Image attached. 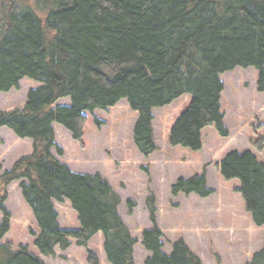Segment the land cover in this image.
Masks as SVG:
<instances>
[{"label": "trees", "instance_id": "1", "mask_svg": "<svg viewBox=\"0 0 264 264\" xmlns=\"http://www.w3.org/2000/svg\"><path fill=\"white\" fill-rule=\"evenodd\" d=\"M34 1L36 10L0 0V93L17 89L23 79L40 85L28 92L21 109L0 112V128L32 146L0 176V264H44L27 246L14 249L2 242L9 229L5 189L18 181L38 229L31 235L40 255L54 256L56 247L65 251L72 241L85 247L101 233L107 264H134L136 239L117 212L119 197L98 174L73 172L56 159L53 150L59 156L62 150L53 125L81 144L87 114L124 99L137 112L133 143L148 158L158 150L152 110L189 94L188 108L170 130L169 146L200 150L201 131L210 125L228 136L220 75L253 68L257 91L264 92V0ZM61 99L69 104L56 106ZM215 167L224 180H238L245 211L264 230V161L249 151H233ZM171 194L207 198L212 191L201 174L179 178ZM63 201L76 214L78 229L58 226L53 203ZM147 206L152 227L141 233L149 253L144 264H201L182 240L171 245L170 253L162 251L151 199ZM87 263L99 264L91 252ZM246 264H264V246Z\"/></svg>", "mask_w": 264, "mask_h": 264}, {"label": "rangeland", "instance_id": "2", "mask_svg": "<svg viewBox=\"0 0 264 264\" xmlns=\"http://www.w3.org/2000/svg\"><path fill=\"white\" fill-rule=\"evenodd\" d=\"M14 2L35 10L38 7L34 0ZM220 78L224 85L220 100L222 122L228 136H221L215 125L207 126L201 131L198 151L168 144L171 128L189 106V94L152 110L153 137L158 150L148 158L140 155L133 143L132 129L137 112L131 110L124 99L107 110L87 114L81 144L72 140L64 128L53 125L55 144L62 150L61 156L53 150L56 159L73 172L98 174L119 197L117 212L131 237L136 239L134 264H144L149 257L141 243L142 231L152 227L147 199L152 200L155 209V224L162 233L164 253H170L171 245L182 240L201 264H217L215 256L220 264H246L264 246V230L254 226L245 211L237 192L238 180H224L215 167L233 151H249L259 161H264V92L257 91L253 68H235L221 74ZM39 86L23 79L17 89L0 93V112L21 109L28 92ZM68 104V99H61L56 106ZM256 143L262 144L260 151ZM31 147L30 140L16 138L10 130L0 128V176L20 157L29 155ZM201 174L212 191L210 196L171 194L179 178ZM19 184V181L12 182L5 189L4 207L9 215V229L3 243H11L14 249L19 245L27 246L44 264H88L89 252L99 264H107L101 233L94 235L85 247H78L72 241L65 251L56 247L54 256L40 255L31 235L37 234L38 229L22 199ZM129 203L133 204L131 210ZM53 204L61 229L79 228L76 214L67 201Z\"/></svg>", "mask_w": 264, "mask_h": 264}]
</instances>
